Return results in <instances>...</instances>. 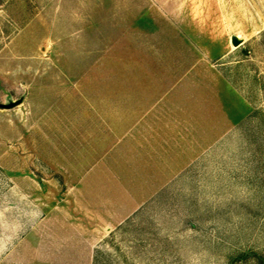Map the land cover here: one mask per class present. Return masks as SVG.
<instances>
[{
	"label": "rangeland",
	"instance_id": "374dc122",
	"mask_svg": "<svg viewBox=\"0 0 264 264\" xmlns=\"http://www.w3.org/2000/svg\"><path fill=\"white\" fill-rule=\"evenodd\" d=\"M205 1L207 31L221 36L206 39L220 51L208 57L250 112L123 221L89 231L54 211L69 179L54 126L121 32L151 26L150 15L163 25L175 8L0 0V264H94L95 253L96 264H264V0Z\"/></svg>",
	"mask_w": 264,
	"mask_h": 264
},
{
	"label": "crops",
	"instance_id": "0c3cea01",
	"mask_svg": "<svg viewBox=\"0 0 264 264\" xmlns=\"http://www.w3.org/2000/svg\"><path fill=\"white\" fill-rule=\"evenodd\" d=\"M146 1L175 9L163 25L150 15L147 29L121 32L116 53L103 57L83 98H71L54 126L53 158L69 176L54 211L70 226L112 229L250 112L208 57L220 51L206 39L221 36L207 31L206 1Z\"/></svg>",
	"mask_w": 264,
	"mask_h": 264
},
{
	"label": "water",
	"instance_id": "95a60500",
	"mask_svg": "<svg viewBox=\"0 0 264 264\" xmlns=\"http://www.w3.org/2000/svg\"><path fill=\"white\" fill-rule=\"evenodd\" d=\"M231 39H232V42L235 46L241 44V42H242V39L237 34H233Z\"/></svg>",
	"mask_w": 264,
	"mask_h": 264
},
{
	"label": "trees",
	"instance_id": "16d2710c",
	"mask_svg": "<svg viewBox=\"0 0 264 264\" xmlns=\"http://www.w3.org/2000/svg\"><path fill=\"white\" fill-rule=\"evenodd\" d=\"M97 260H98V258H97V256H96V253H95V255H94V264H96L97 263Z\"/></svg>",
	"mask_w": 264,
	"mask_h": 264
}]
</instances>
